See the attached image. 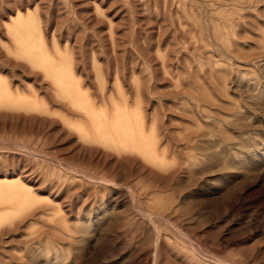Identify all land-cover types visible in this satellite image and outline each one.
Segmentation results:
<instances>
[{"label":"rangeland","instance_id":"obj_1","mask_svg":"<svg viewBox=\"0 0 264 264\" xmlns=\"http://www.w3.org/2000/svg\"><path fill=\"white\" fill-rule=\"evenodd\" d=\"M0 264H264V0H0Z\"/></svg>","mask_w":264,"mask_h":264},{"label":"bare ground","instance_id":"obj_2","mask_svg":"<svg viewBox=\"0 0 264 264\" xmlns=\"http://www.w3.org/2000/svg\"><path fill=\"white\" fill-rule=\"evenodd\" d=\"M82 103V102H81ZM82 106V105H81ZM21 107H23V106H21ZM25 108V107H24ZM82 131V130H81ZM84 133V132H83ZM99 136V135H98ZM101 140H102V138H100ZM104 139H106L105 137H104ZM100 141V140H99ZM105 141V140H104ZM108 141H110V140H108ZM103 144H104V142H103ZM112 145H114V144H112ZM129 146V145H128ZM132 150V149H131Z\"/></svg>","mask_w":264,"mask_h":264}]
</instances>
